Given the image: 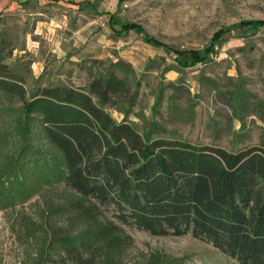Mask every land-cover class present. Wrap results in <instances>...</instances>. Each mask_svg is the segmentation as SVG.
<instances>
[{"label": "trees", "instance_id": "16d2710c", "mask_svg": "<svg viewBox=\"0 0 264 264\" xmlns=\"http://www.w3.org/2000/svg\"><path fill=\"white\" fill-rule=\"evenodd\" d=\"M15 48L0 28V209L38 196L19 212L29 264H122L131 238L121 225L190 234L238 264H264V141L226 149L116 121L108 108L130 88L111 69L85 87L29 93L33 61L8 62ZM135 264L185 262L153 252Z\"/></svg>", "mask_w": 264, "mask_h": 264}, {"label": "rangeland", "instance_id": "374dc122", "mask_svg": "<svg viewBox=\"0 0 264 264\" xmlns=\"http://www.w3.org/2000/svg\"><path fill=\"white\" fill-rule=\"evenodd\" d=\"M117 2L0 0V28L16 42L7 61H33L29 93L37 86L85 87L111 69L130 88L108 108L116 121L226 149L264 141V0ZM37 197L14 211L0 209V264H29L32 247L19 212H31ZM102 211L111 218V207ZM121 227L131 238L122 264L153 252L182 256L185 264H238L190 234Z\"/></svg>", "mask_w": 264, "mask_h": 264}]
</instances>
